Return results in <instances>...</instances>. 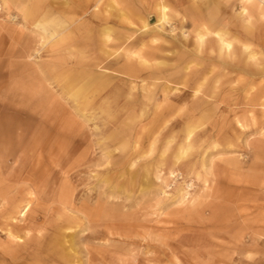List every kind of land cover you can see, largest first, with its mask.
<instances>
[{"label": "rangeland", "instance_id": "obj_1", "mask_svg": "<svg viewBox=\"0 0 264 264\" xmlns=\"http://www.w3.org/2000/svg\"><path fill=\"white\" fill-rule=\"evenodd\" d=\"M33 1L0 0V264H264V0H43L61 46Z\"/></svg>", "mask_w": 264, "mask_h": 264}, {"label": "bare ground", "instance_id": "obj_2", "mask_svg": "<svg viewBox=\"0 0 264 264\" xmlns=\"http://www.w3.org/2000/svg\"><path fill=\"white\" fill-rule=\"evenodd\" d=\"M42 3H43L42 0H34V2L29 4L27 9H25V16L29 17L30 19H37V17H39L41 15L40 18H42L43 14L40 11ZM89 4H90V2L88 0H86V1H84L83 5H81V1H80V3L78 4L79 7H80L79 11H82V10L84 11L85 9H83V6L89 5ZM63 7H65V6H63ZM166 11H167L166 6L164 4H162V3H159L158 4V12H159V19L158 20H159V22H160V20L165 21L167 19ZM93 16L95 18L97 16V13L93 14ZM125 22H126V20H125ZM36 26H39V28H41L43 31H45V33H47V37L49 39L54 38V37L59 35L57 40H55L56 45H58V46L66 44L67 41L69 40L68 34H63L62 33L66 29V28H64V25H63L62 22H59V21H56V20H47L44 23H42L41 20H39L36 23ZM146 26H147V24L144 23L143 27H146ZM50 28H51V30H50ZM209 33H210V30L206 26H202L200 29H198L196 31L195 40H196L198 46H200L205 41V37ZM214 34H215V37L217 38V43L219 44V50L220 51L221 50L226 51V50H230L231 49L232 41L227 38L225 32L216 31V32H214ZM101 35L104 37V41L110 40V38H111L110 28H108V27L102 28ZM77 36H80L82 38V40H84L86 42L87 41H91L92 42V39L94 37L92 27L91 26H88L87 28H86V26L83 27V33L77 34ZM143 45H145L143 47L147 46L146 44H143ZM138 51H139V49H138ZM129 53L132 54L133 56H135L137 54L139 60L141 61L140 63H142V64H145L148 61V56H146L145 54H141L140 52L139 53L138 52L135 53V52H131V51ZM29 55H31V54H29ZM250 56L252 57V54H250ZM81 79H82V76L80 75V73H78V72L76 74L73 73V74L67 76V78L64 81L65 82L64 84H66L67 86H72L73 84L78 83ZM93 80L94 81H90L89 80V82L86 81L83 85L82 84L81 85H82V88H84L86 90L87 87L90 86V82H93L94 84H92V88H91V89H93L92 90V95L97 96L96 94L98 92H99V94H101L100 90H102V88L106 86L107 82L101 83V82H98L100 80L97 81V79H94V78H93ZM27 208L28 207H26L25 209H27Z\"/></svg>", "mask_w": 264, "mask_h": 264}, {"label": "crops", "instance_id": "obj_3", "mask_svg": "<svg viewBox=\"0 0 264 264\" xmlns=\"http://www.w3.org/2000/svg\"><path fill=\"white\" fill-rule=\"evenodd\" d=\"M80 1H81V5H83V3H84V1H86V0H79L78 2L80 3ZM83 1V2H82ZM15 2V1H14ZM34 2V1H33ZM42 2H43V0H42ZM159 3H162V4H164L163 2H159ZM158 3V4H159ZM29 4H31V3H29ZM29 4H27V6H29ZM90 5V4H89ZM165 5V4H164ZM85 6H88V5H85ZM85 6H83L84 8L83 9H85ZM158 6V5H157ZM166 6V5H165ZM41 7H43V3H42V5H41ZM166 8H167V6H166ZM27 9V8H26ZM157 10H158V8H157ZM41 12H42V14H43V16H42V18H40L41 17V15L39 16V17H37V19H31V20H33V21H36L35 23H37L39 20H41V22H45V21H47V20H56V21H59V22H62L63 23V25H64V28H65V22H69V18H64V19H59V18H55L54 17V15H53V13H46V12H44V10L43 9H41L40 10ZM83 12H86V10H84ZM97 14H98V12H96ZM85 14V13H84ZM167 14V13H166ZM84 17V16H83ZM30 19V18H29ZM38 20V21H37ZM211 20V19H210ZM106 27H108V28H110V26H106ZM199 27V26H198ZM209 30L211 29V27L212 26H206ZM50 30H51V28H50ZM65 31V30H64ZM64 31L62 32L63 34H64ZM216 31H219V32H225V34H226V36H228V31L227 30H225V28H223V29H218V30H210V33H213L214 34V32H216ZM111 32V31H110ZM209 33V34H210ZM46 35H47V33H46ZM215 35V34H214ZM56 37H59V35L58 36H56ZM55 38V37H54Z\"/></svg>", "mask_w": 264, "mask_h": 264}]
</instances>
